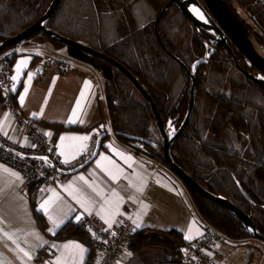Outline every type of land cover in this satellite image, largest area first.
Masks as SVG:
<instances>
[{
    "label": "trees",
    "instance_id": "16d2710c",
    "mask_svg": "<svg viewBox=\"0 0 264 264\" xmlns=\"http://www.w3.org/2000/svg\"><path fill=\"white\" fill-rule=\"evenodd\" d=\"M51 1L48 0L41 10L39 0H0V42L33 24ZM228 1L245 24L264 41V11L260 9L264 0H240L253 11L261 31L247 22L232 1ZM251 2L255 4L252 6ZM107 4L110 11L105 9ZM118 14L124 15L122 22L117 20ZM186 25H190L189 21L171 0H63L48 23L53 31L103 51L124 64L151 94L164 120H173L177 126L188 110L190 77L175 56L191 69L201 53L197 36L200 34L196 28L198 34L185 47L183 32ZM117 27L121 34L118 40L105 36ZM36 41L51 49L66 47L71 56L99 69L106 79L107 106L115 135L124 132L155 141L156 147L116 135L170 168L164 158L162 135L151 105L113 63L52 39L45 32L5 48L0 51V56L18 44L37 45ZM21 54L13 52L1 60L9 61L13 66ZM40 60L36 56L33 64ZM197 86L195 110L186 130L173 144V157L207 189L228 197L247 213H253L259 231L264 234V89L240 71L232 55L223 48L211 56L208 64L199 66ZM18 93L17 90L14 95L16 104ZM0 101L4 107L1 86ZM204 103L208 111L203 110ZM69 129L87 130L81 127ZM225 134L239 141L240 148H229ZM37 189L38 182L29 185L34 215L40 227L46 230L48 222L37 208ZM189 190L204 220L232 239L251 237L242 221L226 207ZM46 234L58 241H83L90 247V263L95 243L81 223L70 220L54 235ZM186 245L183 235L176 229L160 231L145 227L136 230L132 240L135 251L154 246L165 250L166 257L155 264H189L183 259Z\"/></svg>",
    "mask_w": 264,
    "mask_h": 264
},
{
    "label": "crops",
    "instance_id": "0c3cea01",
    "mask_svg": "<svg viewBox=\"0 0 264 264\" xmlns=\"http://www.w3.org/2000/svg\"><path fill=\"white\" fill-rule=\"evenodd\" d=\"M36 56L41 60L34 65L33 61ZM21 59H28L29 62L22 70L19 83L12 80L15 91H19L17 104L24 116L40 122L44 128L48 129V133H52L50 137L61 161L65 158L59 154L61 136H91L87 142V151L81 152L70 163H67L68 167L79 165L91 155L100 132L107 131L108 136L104 139L98 155L88 166L67 176L63 184L50 186L44 195L39 196L37 208L48 222L46 230L40 227L34 215L29 186L25 184L23 175L0 161V166H2L0 167V264H54L56 258L62 255V246L70 242L79 243L87 249L84 253L83 264L89 263L90 247L86 243L79 239L58 241L49 238L46 234L48 232L53 235L50 229L54 225L39 209V206L53 195V189L61 199L49 208V214L57 219L65 218L64 224L70 220L77 222L75 220L77 215H81L82 219L90 216L73 199V196L69 195V191L66 190L67 185L73 186L77 196L92 202V215L99 218L105 225L107 224L104 219L96 213L105 207L104 200L111 198V192L114 190L123 197V200L119 202L120 214L113 217L115 223L112 227L117 225L119 219L128 210L134 209L132 221L136 220L139 215L142 225L136 228L133 223L137 230L145 227L160 231L176 229L184 237L189 234L188 230L191 228L194 239L191 241L185 239L187 244L204 236L209 222L203 219L187 185L165 164L158 169L152 168L151 158L145 152L135 151L115 135L107 106L106 79L99 69L74 58L68 53L66 47L50 51L38 48L29 49L16 58L11 77L16 75V65ZM59 59L63 60L64 66L57 64ZM39 64L43 65L42 73L36 71V66ZM29 74H34L30 85ZM86 81L91 82L90 90L84 89ZM25 87H28L29 91L21 106L19 96L23 94ZM82 91L85 92L86 100H81L83 108L79 110V119L83 123H67ZM101 125L105 127L101 128ZM55 127L65 129L57 130ZM71 127H81L87 130L69 129ZM0 129L4 137L16 144L26 146L31 142L24 130L16 124L13 115L5 111L1 101ZM78 143L65 141L64 150L70 152ZM108 145H112L118 151H113V148H109ZM119 152L131 156L132 161L126 162ZM101 156L110 157L123 171L118 181L112 180L101 168L97 167V161ZM102 163L111 168L107 162L102 161ZM4 169L17 173L20 179L10 175ZM80 176L102 189L104 197L97 195L88 184L79 180ZM140 185H145L142 193L137 191ZM145 204L150 205L147 210L143 209ZM59 229H56L55 233ZM5 233L11 235L13 239H8ZM37 236L41 239H37ZM20 249L29 252L33 258L29 260ZM42 251L45 253L41 254ZM165 257V250L154 246L135 251L133 257L121 258V264H155ZM216 259L220 264H264V243L253 237L236 240L228 236L220 243Z\"/></svg>",
    "mask_w": 264,
    "mask_h": 264
},
{
    "label": "water",
    "instance_id": "95a60500",
    "mask_svg": "<svg viewBox=\"0 0 264 264\" xmlns=\"http://www.w3.org/2000/svg\"><path fill=\"white\" fill-rule=\"evenodd\" d=\"M63 0H52L47 10L44 14L37 19L33 24L25 28L20 33L11 36L4 41L0 42V51L4 50L5 48L17 44L27 39L33 37L34 35L45 32L49 37L52 39H56L58 41H62L67 45L73 46L78 48L88 54L97 56L101 59L107 60L118 68H120L125 75L133 82V84L144 94L147 101L151 105L156 118H157V126L160 130L162 135V147H163V154L166 162L170 166L171 170L193 191L200 193L207 199L216 202L224 207H226L230 212L235 214L243 223L245 230L247 233L256 239L261 240L264 243V234L261 233L257 227L253 219V213H247L240 207H238L231 199L224 195L215 194L205 186H203L199 181H197L190 173H188L182 166H180L172 154V147L175 141L179 138V136L186 130L192 114L196 107V100L198 97V86H197V70L200 65L208 63L209 58L213 55L216 50L217 45L222 44L224 48L232 55L233 59L235 60L236 66L241 69L247 76L253 79L261 88L264 89V41L260 39L257 34L252 31L245 22L239 17V15L233 10L231 4L228 0H171L172 3L178 5L180 11L185 15L189 23H191L199 32H202L206 36H208L213 44V47L205 54L204 57L197 59L191 69L187 66V64L175 56L180 63L182 64L183 68L186 70L187 74L190 77V97L188 103V110L187 113L180 124L177 126V123H173V120L165 121L159 108L157 107L155 101L153 100L151 94L148 90L143 86V84L139 81V79L128 69L124 64L120 61L116 60L115 58L111 57L107 53L97 50L89 45L73 40L65 35L57 33L52 30L51 27L48 26V23L52 16L57 12L59 7L61 6ZM167 7L165 10H167ZM193 8L200 9L201 12L205 15V19L202 20L199 16L192 11ZM158 23V21H157ZM162 42V41H161ZM234 44L247 58L248 66L255 67L259 70V74L251 73L249 70L242 69L238 62V58L236 52L231 46V43ZM207 49L209 48L210 44L206 43ZM36 71L39 73L43 72V65L39 64L36 66ZM171 123V127H170ZM173 128L175 131H173ZM117 136L126 137L131 140L139 141L143 144L151 145L156 147L157 144L155 141L132 135L130 133L120 132L116 134ZM108 136L107 131H102L98 134L94 149L91 155L82 163L75 167H69L63 169L62 172L69 176L74 174L86 166H88L93 159L98 155L99 151L101 150L102 144L104 139ZM0 147L4 148L8 151H11L23 158L26 159H33V160H40L46 162L39 157H45L42 155H31L25 154L21 151L8 146L3 142L0 138ZM48 163L52 168L54 167L53 160L49 157ZM241 187V185L239 184ZM242 193L247 197L245 191L241 188ZM264 209V206H262Z\"/></svg>",
    "mask_w": 264,
    "mask_h": 264
},
{
    "label": "built area",
    "instance_id": "2783aa9c",
    "mask_svg": "<svg viewBox=\"0 0 264 264\" xmlns=\"http://www.w3.org/2000/svg\"><path fill=\"white\" fill-rule=\"evenodd\" d=\"M38 48L45 51L51 50V48L41 45L18 44L4 55L13 52L24 53L29 49ZM4 55L0 56V86L5 96L4 109L7 113L13 115L16 124L24 130L31 142L26 146L16 144L4 137L1 133L0 138L5 144L22 153L49 156L54 162V167L52 168L48 163L40 160L23 158L1 147L0 161L18 170L23 175L27 186L34 181L38 182L37 192L39 196H42L50 186L60 185L66 181L67 175L62 170L69 167L61 161L51 137L46 135L48 129L44 128L40 122L24 116L19 106L15 103L14 95L16 91H12L13 84L11 79L13 66L9 61L1 60ZM57 64L64 66V62L61 59L57 61ZM134 149L135 151H140L137 148ZM163 165L164 163L162 161L151 158L152 168L158 169ZM42 189L45 191H41ZM133 210H128L119 219L117 225L110 229L108 225H105L99 218L93 215L85 217L80 221L95 243L94 252L89 264H121V258L134 256L135 250L132 247V240L137 229L132 221ZM207 225L203 237L195 242L188 243L184 247V250H187V252L183 250V259L189 264H220L216 259L217 250L222 240L227 239L228 236L215 226L209 223ZM208 253H211V255Z\"/></svg>",
    "mask_w": 264,
    "mask_h": 264
},
{
    "label": "snow or ice",
    "instance_id": "6c2138e0",
    "mask_svg": "<svg viewBox=\"0 0 264 264\" xmlns=\"http://www.w3.org/2000/svg\"><path fill=\"white\" fill-rule=\"evenodd\" d=\"M193 12H195L200 19L204 20L205 19V15L203 14V12L200 11V9L198 8H193L192 9ZM6 55H11V53L6 54ZM30 59V58H29ZM29 60L28 59H21L19 61V63H17L16 65V75L11 77V79L17 83H19V78L22 75V70L24 67L27 66ZM33 75L34 74H29L28 75V82L30 85L31 80L33 79ZM261 79H264V77H261ZM91 87V82L90 81H86L85 85H84V89L85 90H90ZM12 91H15V87H13ZM29 91L28 87L24 88V92L23 94H21L19 96V102L21 104V106H23L24 102H25V97L27 96ZM81 100H86V96H85V92L82 91L81 92V96L80 99L77 100V103L75 105V108L72 111L71 117L69 118L68 121H66L67 123H83L82 120L79 119V110H82L83 105L81 104ZM36 115V114H34ZM42 115V113H41ZM7 118V117H6ZM101 128L105 127L104 125L100 126ZM170 127H171V123H170ZM2 130V129H0ZM173 131H175V129L173 128ZM6 135V133H5ZM46 135L51 136L52 133H46ZM91 139V136L85 135V136H61L60 137V145L59 147L61 148L60 151V155L64 156V163H70L71 160L75 159L81 152L87 151V142ZM65 141H74V142H79L78 144H76L73 148L72 151L70 152H66L64 150V145H65ZM109 148H113L112 145H108ZM113 151H118L117 149L113 148ZM119 155L127 161H132V157L131 156H126L124 153L119 152ZM40 159L44 160V161H48V158L45 157H39ZM102 161L107 162L108 165H111V168H109L108 166H106L105 163H102ZM2 167V166H0ZM97 167L101 168L102 171H104L112 180L114 181H118L119 177L121 175H123V171L119 168L118 165L115 164V161L111 160L110 157L108 156H101L100 160L97 161ZM4 171L8 172L10 175L15 176L17 179H20L19 175L15 172H12L10 169H4ZM79 180H82L85 182V184H88L89 187L92 188V190L94 192H96L97 195L104 197V192L102 189H99L95 184H90L85 177L80 176ZM135 186V185H134ZM66 190L69 191V195L73 196V199H75L77 201V203H79L81 205V207L84 208L85 212H87L88 215H92V202L90 200L84 199L80 196H77L75 194V190H73V186L72 185H67L66 186ZM145 190V185H140L137 187V191L139 192H143ZM41 191H45L44 189H42ZM53 195L51 197H49L48 199H45L39 206V209L42 210L44 212L45 215H47L49 221H51V223L54 225V227L52 229H50V231L53 233V235L55 234V230L59 229L61 227L62 224H64L65 222V218H55L53 215L49 214V208L55 204L56 201L60 200L61 197L59 196L58 193L55 192V190H52ZM123 200V197L119 196V193L115 192L114 190L111 192V198H107L104 200V205L105 207H102L100 209L99 212H97V215H100L105 223L108 225V228L110 229L113 225V223H115V220L113 219V217L115 215H119V202ZM150 207V205H143V209L147 210ZM75 220L77 222H80L82 220V216L81 215H77L75 217ZM133 223L136 225V228H140L141 222H140V216H137V219L133 221ZM135 230V229H134ZM192 229L190 228L188 230L187 235L184 236V239L186 240H193L194 237L191 234ZM200 235H203V233H199ZM5 235L8 237V239H13V237L11 235H9L8 233H5ZM93 235L95 236V234L93 233ZM113 235H115V233H113ZM37 239H41L39 236H37ZM53 247H55V245H53ZM63 252L61 256H58L54 262V264H83V259H84V253L87 252V249H85L81 244L76 243V242H70L68 244H64L62 246ZM21 252H24V256L27 257L29 260H31L33 257L32 255L27 252L24 251V249H20ZM185 252H187V250H184ZM209 255H211V253H208ZM131 255V254H129Z\"/></svg>",
    "mask_w": 264,
    "mask_h": 264
},
{
    "label": "rangeland",
    "instance_id": "374dc122",
    "mask_svg": "<svg viewBox=\"0 0 264 264\" xmlns=\"http://www.w3.org/2000/svg\"><path fill=\"white\" fill-rule=\"evenodd\" d=\"M232 3L235 5V7L237 8L238 12L246 19L247 22L251 23L252 25L254 24L256 26V28H260L261 31V27L259 26V22L257 20V18L254 16V14L252 13L253 11H251V9L246 5H244L243 3L240 2V0H231ZM48 0H39L38 2V7L41 10H44L46 4H47ZM254 2H251L250 5H254ZM264 5L261 4L260 9L264 11ZM106 10L110 11V5L107 4ZM258 11H260L259 9H257ZM124 18V15L122 14H118L117 15V20L122 22V19ZM119 24V23H118ZM119 27L115 28L114 31L112 32H108L105 34V36L107 37H111L112 39H116L118 40V38L121 36V34L118 32ZM194 29L192 26L190 25H186L184 32H183V43L185 45V47L189 46L191 44V35L193 33ZM37 45H42V43H37ZM35 46V45H32ZM43 46V45H42ZM203 110L204 111H208V106L204 103L203 104ZM207 115H210L209 112L206 113ZM225 138L227 139V144L229 146V148L231 149H235V148H240V144L239 141L237 140H233V138L230 136H227L225 134Z\"/></svg>",
    "mask_w": 264,
    "mask_h": 264
},
{
    "label": "flooded vegetation",
    "instance_id": "af4514ba",
    "mask_svg": "<svg viewBox=\"0 0 264 264\" xmlns=\"http://www.w3.org/2000/svg\"><path fill=\"white\" fill-rule=\"evenodd\" d=\"M190 25L193 27V29H194V31H193V33H192V35H191V39H192V41H193V39H194V36L196 35V34H198L197 32H196V30H195V27L190 23ZM199 34L200 35H197L198 36V38H199V44H200V51L199 52H201L198 56H200L199 58H201V57H204L205 56V54L211 49V47H213V44H212V41H211V39L208 37V36H206L205 34H203L202 32H199ZM206 43H209L210 44V46H209V48L207 49V46H206ZM231 43V42H230ZM231 46H232V48L234 49V51L236 52V55H237V58H238V62H239V64H240V67L242 68V69H245V70H249L251 73H254V74H259V70H257L255 67H249L248 66V61H247V58H246V56L234 45V44H232L231 43ZM203 47H204V49H203ZM216 47V50H215V52L213 53V55L217 52V51H219L221 48H223V49H225L224 48V46L222 45V44H219V45H217V46H215ZM190 49L192 50V47H190ZM190 50V51H191ZM226 50V49H225ZM212 55V56H213ZM198 58V59H199ZM211 58V57H210ZM209 58V59H210ZM233 58V57H232ZM235 61V60H234ZM208 64V63H207ZM236 64V63H235ZM238 68V67H237ZM239 70L241 71V69L239 68Z\"/></svg>",
    "mask_w": 264,
    "mask_h": 264
}]
</instances>
